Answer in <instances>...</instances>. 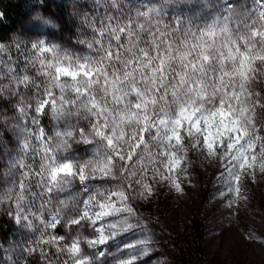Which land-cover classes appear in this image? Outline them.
Here are the masks:
<instances>
[{"label": "snow or ice", "instance_id": "1", "mask_svg": "<svg viewBox=\"0 0 264 264\" xmlns=\"http://www.w3.org/2000/svg\"><path fill=\"white\" fill-rule=\"evenodd\" d=\"M80 25L83 54L37 39L0 58V211L31 234L0 251L6 264H165L148 260L158 219L139 206L162 186L184 193L191 153L219 162L230 209L264 176V0H92Z\"/></svg>", "mask_w": 264, "mask_h": 264}, {"label": "rangeland", "instance_id": "2", "mask_svg": "<svg viewBox=\"0 0 264 264\" xmlns=\"http://www.w3.org/2000/svg\"><path fill=\"white\" fill-rule=\"evenodd\" d=\"M18 1L34 5L30 17L39 11L44 16L55 18L61 27L56 31L36 21L30 23L29 17L17 28L14 49H4L5 58L9 52L16 56L15 44L28 46L37 39L58 44L74 53L87 52L86 44L91 42V33L80 25V19L83 13L91 10L92 0H43L42 3L41 0ZM190 7L192 11L196 10L195 3ZM181 10L188 11L189 8L182 7ZM78 40L85 43H77ZM22 67L21 58L17 71ZM254 87L264 93L262 82L256 83ZM31 94L29 89L27 95ZM2 105L11 114L9 106ZM42 123L51 134V119L45 116ZM9 147L13 148L14 145L10 143ZM6 167L7 158L0 153V189L6 185L3 175ZM188 167L191 184L184 185L182 195L162 186L150 204L139 206L145 217L158 219L153 231L157 234L160 247L155 256L148 260L159 258L165 264H264V176L257 172L254 182L245 179L242 191L247 199L230 209L227 202L232 197L219 178V162L193 152ZM78 190L79 185L74 191ZM221 192L225 194L221 196ZM0 214L12 226L11 239L5 242L0 240V246L11 253L12 247L29 239L31 234L18 228L6 213L0 211ZM58 232L64 234L63 229ZM250 236L253 238L250 239ZM3 257L4 252L0 251V264H6ZM29 264H41L39 257L29 258Z\"/></svg>", "mask_w": 264, "mask_h": 264}, {"label": "trees", "instance_id": "3", "mask_svg": "<svg viewBox=\"0 0 264 264\" xmlns=\"http://www.w3.org/2000/svg\"><path fill=\"white\" fill-rule=\"evenodd\" d=\"M33 6L30 3L23 4L18 0H0V13L3 14V17L0 18V43L5 45V49H14V37L17 34V28L29 19ZM0 58H5L4 51L0 52ZM0 108H3L2 103H0ZM11 237L12 226L7 218L0 214V240L5 242Z\"/></svg>", "mask_w": 264, "mask_h": 264}, {"label": "clouds", "instance_id": "4", "mask_svg": "<svg viewBox=\"0 0 264 264\" xmlns=\"http://www.w3.org/2000/svg\"><path fill=\"white\" fill-rule=\"evenodd\" d=\"M42 2L43 0H41V3ZM33 21H36L38 24L47 26L48 28L56 31H59L61 27V25L55 18L44 16L43 13L39 11H37L30 17L29 22L31 23Z\"/></svg>", "mask_w": 264, "mask_h": 264}, {"label": "built area", "instance_id": "5", "mask_svg": "<svg viewBox=\"0 0 264 264\" xmlns=\"http://www.w3.org/2000/svg\"><path fill=\"white\" fill-rule=\"evenodd\" d=\"M263 83V86H264V82H262ZM262 119H264V118H262Z\"/></svg>", "mask_w": 264, "mask_h": 264}]
</instances>
